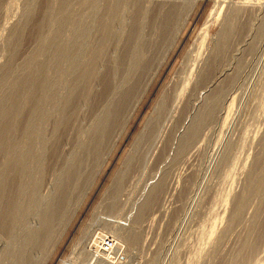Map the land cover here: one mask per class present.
<instances>
[{
    "label": "rangeland",
    "instance_id": "374dc122",
    "mask_svg": "<svg viewBox=\"0 0 264 264\" xmlns=\"http://www.w3.org/2000/svg\"><path fill=\"white\" fill-rule=\"evenodd\" d=\"M30 1L0 0V74L3 65L17 66L34 50L36 33L32 27L19 44L22 51H18L16 58L11 56L9 42L12 25L24 24ZM48 1L37 0L33 4L35 22L42 17ZM124 1L119 6L120 17L116 19L120 39L113 40L115 45L103 37L105 30L101 32L94 22L105 16L104 10L113 7L115 0H99L101 10L97 12L92 5L87 3L88 7L81 0L71 6L72 15L87 14L83 17L85 25L88 23L89 26H86L88 34L74 49L58 53L61 55L57 56V66L43 70L47 76L50 74L57 96L66 98L75 79L68 68L71 55L85 41L77 69H92V72L102 74L100 77L97 73V80L94 76L87 82L89 89H84L89 95L93 93L92 98L90 95L89 102L81 103L77 110L79 114L76 113L78 117L73 115L75 120L68 126L56 128V122L62 116V106L59 109L58 101L51 100L49 119L42 125L40 121L35 123L39 126L33 125L34 135H26L28 141L22 136L25 133L22 130L16 135L25 139L19 141L22 147L35 143L34 146L28 145L36 156L27 163L28 177L23 181L24 193L20 198V209L15 213L13 231L7 233L0 227V264H17L18 249L23 247L31 249L28 250L34 254V250L38 252L40 247L43 248L40 249L42 253L36 254L37 264H91L88 250L99 233L118 239L119 244L121 242L114 264H264V0ZM169 3H175L179 9L174 22L169 23V29L167 27L168 33L166 30L165 33L163 24L159 23L161 20L154 22L156 14L158 18L162 15L168 17ZM136 8L142 9L141 12ZM142 12L140 17L144 16L139 18L143 20L138 18V21L136 17ZM151 12L155 13L153 18ZM81 23L65 27L62 36L67 37L63 38L66 44ZM231 26L232 31L224 39V32ZM129 33L130 43L136 44L133 47L144 53L143 57L138 51L136 59L140 61L143 57L142 62H148L147 68L142 71L139 66L138 71L133 72L132 85L135 88L131 89L134 93L124 100L125 103L121 100L123 107L114 116L97 155H86L82 145L86 146L89 141L97 117H103L100 95L102 97L107 87L102 77L110 72V66H113L112 71L114 66H121L122 56L119 54L125 51L123 46L129 45L126 38ZM135 34L139 38L143 35V39L136 37L137 42L132 40ZM101 37L106 41L105 45ZM98 39L100 43L96 44ZM140 43H143L141 50ZM131 44L127 45L128 51H132ZM217 51H223L219 63L214 58ZM41 52L37 58L46 66L47 57ZM95 54H100L103 66L100 61L99 67L97 59L90 57ZM88 56L96 61H91ZM87 61L91 62L90 65ZM105 61L111 62L106 64ZM36 71L40 72L41 67ZM26 88L29 91L26 90L24 100L28 109L25 108L24 120L34 97V89L28 84ZM220 90L224 95L220 94L223 96L218 98V106L214 105L218 107H215L217 111L201 127L196 139L179 153L196 117L212 103ZM17 118L19 120V117L11 118L13 128L21 124L16 122ZM49 133L58 136L54 139ZM29 137L33 139L30 141ZM50 138L54 141H49ZM75 159L82 161L81 175L69 182L71 186L67 185L72 192H69L68 207L63 210L64 217L53 225V237L49 238L47 246L39 244L34 249L24 242L25 238L34 229L42 231L41 218L47 206L58 197L60 190L57 189L63 183L60 178L64 169ZM157 184L164 185L163 190L144 210L142 217L137 218L141 205ZM53 197L56 198L53 200ZM240 199L246 202L242 200L240 204ZM21 205H25L27 212ZM213 227L216 232L210 239ZM38 235L36 237H41L38 240H44Z\"/></svg>",
    "mask_w": 264,
    "mask_h": 264
},
{
    "label": "bare ground",
    "instance_id": "6f19581e",
    "mask_svg": "<svg viewBox=\"0 0 264 264\" xmlns=\"http://www.w3.org/2000/svg\"><path fill=\"white\" fill-rule=\"evenodd\" d=\"M31 1H30V3H31L30 4V8L28 9V11L26 10L27 12H26V16H25L26 18H25L24 24L12 25L11 32H10V37H9V42H10V45L12 46L11 56L16 58V55L18 54V51H22V50H20L21 48H19V44L23 43V40H24V37H25V33L27 32V30L29 28L32 27V30H34V32L36 33L35 40H34V45H35L34 50L32 52H30V54L27 57H25L22 62H19L18 63L19 65H17V66L11 65V64H7L4 67V65H3L2 71H3V68H4V73L2 75V71H1V74H0V227H1V229L6 230L7 233H8V230L13 231V228L15 226V220H16L15 219V213L18 212L19 209H20V204L22 202L20 198H21V195L24 193V187H25L24 184H23V181L28 177V172H29V171H27V163H28L29 160H31L30 159L31 157H32V159H34V157L36 156V155H34L33 151L30 148V145L33 144V146H34L35 143H31V144L27 143V145L22 147V145L19 142L21 139H20V137H18L16 135H18V132L20 130H22L21 132H25L24 133L25 135L21 134L22 136L26 137V135L27 136L32 135V134L34 135V131H36V130H34L33 125L39 126V124L45 123V121L49 119V116H50V111H49L50 109H48L50 107L49 104H53V103H51V100L52 101L53 100L54 101H58L57 103L59 104V109H61L60 105L62 106V110H61L62 116H61V118L59 117V119L57 120L56 128H58V130H59L63 126H68L69 123L72 122V120L73 121L75 120V118L73 119L72 116L74 115V117H76L77 114H79L77 112V110H78L79 106L81 105V103L89 102L87 100H90L92 98V94L93 93L90 94L91 97L89 99L90 95L88 94V90L86 91V89H84V88H88L86 86H87V82L89 81V79L92 81V77L97 75V73L99 72V71L92 72V69H91V71H90V69L89 70H81V68H80V70H81L80 71L76 67L77 65L79 66V64H78L79 61L78 60L80 58H82V56H83V51H84V47H85V41H84V43L81 46H79V50L78 49L74 50V51H77V52L74 53V54L72 53V55H71V59H70V63H69V67L68 68H69L70 73H74L73 78H75V79H74V81L72 83L73 84L72 87H69V89H70L69 94H68V96L66 98L57 96L58 94H56V93H58V91L56 92L57 89H55V87H53L54 86L53 85V81L49 78L50 74L47 76L43 69L46 67L45 69L47 70L48 67L50 69V67L57 66V60H58L57 56L61 55V54H58V53H60L62 51H66L67 49H71V50L74 49V47L78 46V44H81L82 40L86 38V36L88 34V30H89V29L87 30V28L89 27L88 23H86V25L84 23L85 22L84 21L85 17H83V15H85L86 13L85 14L81 13L82 14L81 15L80 14L81 11H80L79 13L77 12V14H79L81 16H77L76 13H75L76 16L72 15L71 6H73V4L75 2L78 3L79 0H49L48 4L45 7V12L43 13L42 17L39 19V21L35 22V20L32 17V6L37 0H31ZM88 1L89 0H81V3L82 4H86V5H87V3H89L90 6L92 5V7L95 8L96 12H97V10L98 11L101 10V8H100L101 6H100V3H99V0H95V2L93 0H91V2L90 1L88 2ZM121 2H122V0H115V3L114 4L112 3L113 7L108 8V9L106 8L107 10L106 9L104 10L105 11V14H104L105 16H103L100 19L98 17L94 21L96 26H97V28L100 29V31L103 30V29L105 30V32L101 31V32H104V34L102 33L103 37L105 39L109 38L110 40H112V42H114L113 40L120 39V36H119L120 34H119V32H117L119 30H117V28H116V19L119 16L118 15L119 12H121V11L118 12V10H121V9H119L120 8L119 6H121ZM1 3H2V1H1ZM129 3L131 4V2H129ZM118 4H120V5H118ZM136 4L134 3V5H136ZM164 4H165V1H164ZM157 5H158V3H157ZM161 5L163 6V4H161ZM0 6H1V4H0ZM123 6L125 7L126 5L123 4ZM168 6L170 7V9H169V11L167 10L168 12L166 11L167 14H168L167 18H166V16L162 15V16L165 17V19H163L160 14H159L161 16V17L159 16L160 18L156 17L157 14L155 16L156 19L154 18L155 19L154 24L156 22H159V20H161V22H159V23L163 24L162 30L164 29V32H165V30H166V32L169 31V30H167V27L171 26V25H169L170 22H171L170 24H172L174 22V17L177 16L176 13H177V11L179 9L176 6L175 3H171V4L169 3ZM137 7H139V6H137ZM158 7H159V5H158ZM166 7H162V9L163 8L165 9ZM133 8H135V7H133ZM136 9L140 10V8L139 9L136 8ZM158 9H157V12H158ZM141 10L139 12H141ZM143 10L146 11L145 9H143ZM159 12L162 13L163 10H162V12L161 11H159ZM137 13L134 14V16L135 15L137 16ZM147 13H148V9H147ZM140 14H143V12L139 13L138 17H136V16L135 17L138 19L140 17ZM151 14H152L151 17L153 18V15H155V13L151 12ZM120 15H121V13H120ZM142 17H140V18H142ZM139 19H138V21H139ZM86 20H87V17H86ZM133 20L136 21L135 18ZM140 20H143V19H140ZM78 22H82V23H81L80 26L77 25L76 29L74 27L75 30L73 29L74 32H73L72 38L68 37L69 39H71V41L69 42V39H67L68 42L66 44L65 43L66 40L64 41V39H66L67 37H63L62 36L63 30L65 29V27L67 25L69 26L71 24L72 26H74ZM141 22H143V21H141ZM120 24H123V22L120 21ZM143 25H144V22H143ZM86 26H87V28H86ZM114 26H115L116 29H114ZM232 26L229 27V29L226 32H224L225 33V34H223V38L224 39H226L229 36V31L231 30L230 28H232ZM161 27H162V25H161ZM168 29H169V27H168ZM66 32L67 31H65V33ZM121 32L123 33V31H121ZM133 32H137V31L134 30ZM130 33L127 36H129ZM69 35H71V34L69 33ZM131 35H132V33H131ZM99 36H102L101 33L99 34ZM132 36H134V35H132ZM137 36H139V35H136L135 37H133L135 39H132V38L131 39L135 40L137 42V39H136ZM126 38H128L127 41H129L130 36L126 37ZM137 38H139V37H137ZM141 38L143 39V35H141V37L139 39H141ZM145 38H147V37H145ZM102 40H104V39L102 38ZM110 40L108 41V43L110 42ZM146 41H147V39H146ZM112 42L110 44H112ZM130 42H131V40L129 41V45L131 44ZM136 42H134V43H136ZM97 43L99 44L100 40H99V42H96V44ZM103 43L105 45L106 41L103 42ZM132 43H133V41H132ZM138 43H139V40H138ZM94 44H95V42H94ZM119 44H120V42H119ZM119 44H118V47H120ZM144 44L146 46L147 43H144ZM114 45H115V42H114ZM127 45L128 44L123 46L125 51H122V52L120 51V53H122V54H119L120 56H122V60L119 59V60H121V63H120L121 66L120 67H117L119 65L114 66L115 69H113V71H112V67L113 66L111 67L108 64V66H110L111 70H110V72H107V74L104 77H102L103 79L101 78L104 86L107 87V88H105V92L102 93V97L99 94L100 95V99H101L99 104L104 107V108H102L103 117L102 116L100 117V115L97 114L99 116L96 119V124L94 125V127H92V130L90 131L89 141L87 142L86 146H85V144L84 145L81 144L83 146V149L86 150V152H85L86 155H89V154L91 155V153L94 154V155H97V152L99 151L101 145L103 144L104 137L108 133L107 132L108 128L111 125V123L113 122V118H115L114 116L118 115L120 113L122 107H123L121 105L122 104L121 100H123V102L125 103L124 100L128 96H131L134 93V89H131V88H135V86L132 85V82L134 80L133 79V75H134L133 72L134 71H138L137 67L139 68V66H140V69H142V71H145L146 68H147L146 65L148 64V62L146 60H145L146 62L143 61L145 63L142 62V60L144 59L143 58L144 57L143 56L144 53L142 51H139V50L134 48L135 47L134 45H136V44H134V45L131 44L132 47L133 46L134 47L132 48V51H128L127 50V48H128ZM142 45H143V43H140V45H139L140 46V48H139L140 50H141V46ZM101 46H100V48H101ZM223 46L224 45H222V47ZM94 48H92V50ZM96 48H98V47H96ZM100 48H98L97 50L100 51ZM89 49H88V51H89ZM40 51H43V52H41L42 53L41 55H44L45 57H47L46 66H44L41 61L39 62V58H37L40 55ZM95 51H92V52H95ZM138 51L140 53L142 52L141 55L143 56L142 59H139L140 61H138L136 59L137 56H138ZM222 52L223 51H217V55H215V57H214L215 58V62L219 63L220 57L222 55ZM108 53H106V54H108ZM99 55L100 54H95V56H93V55L90 56V57H94L95 59H97L96 63H98L97 64L98 66L102 62L101 61L102 58ZM120 56H118V58ZM45 57H44V60H46ZM89 58H87V59H89ZM83 59H86V58H83ZM93 59H91V61ZM87 62L89 63L90 61H87ZM87 62H86L85 65L88 64ZM105 62L107 64L108 62L110 63L111 61H105ZM90 63H89V65H90ZM96 63H93V64L96 65ZM114 63H117V60H115ZM127 63H128V65H127ZM60 64L61 63H59V67H60ZM101 64L103 66V62ZM83 65H84V63H83ZM104 65H105V63H104ZM214 65H216V64L214 63ZM40 67H41V71L37 72L36 70L38 68H40ZM86 67H83V68H86ZM93 67H94V65H93ZM87 68H89V67H87ZM93 70H94V68H93ZM107 70H108V67H107ZM57 72H59V71H57ZM30 75L32 77H33V75H36L38 77L30 79L31 78V77H29ZM98 75H99V73H98ZM206 76H207V74H206ZM94 78H96V76ZM98 78L99 77H97L94 80H97ZM59 80H62V79H59ZM94 82L97 83V81H94ZM61 83H63V82H61ZM27 84L30 85V87L32 89H34V91H33L34 92V97L31 99V102H32L33 106L32 105H31V107L29 106V110L27 112L28 114L26 113L27 114V118H26V120H24V119H22V117L25 116L24 111H25V108L27 107V106L25 107V105H26L25 102L26 101L24 100L25 99V92H26V90H28V88L25 89ZM225 89H223L224 93L226 92ZM90 90H89V92H90ZM221 92H222V90H220L219 94L215 95V97L213 98V101L211 100L212 103L209 104L207 106V108L204 107L205 109L203 108V110L200 111L201 113L196 117L195 122L193 121L194 122L193 123V127H192L190 133L185 137L184 141L181 143L179 153H182L186 149V147H188L193 142V139H196V137H197L196 135L198 134V132L201 129V127L213 117V115H214L213 112L216 110L215 107L218 106V104H216V102H217L219 97L224 95V93H221ZM215 93H217V92H215ZM220 94H223V95L220 96ZM37 96H38V98H37ZM118 98H121V99H118ZM29 102H30V100H29ZM124 103H123V105H124ZM215 104L217 106H214ZM26 109H28V108H26ZM22 114H24V115L22 116ZM75 114H76V116H75ZM58 115H59V113H58ZM15 117H19V120L17 118L16 122L18 124L19 123H21V124H19V125L15 124L16 128L15 127L13 128L12 124L14 122L11 123V120H12L11 118H15ZM20 118L22 119V121L20 120ZM56 118H55V120H56ZM23 120H24L25 123L23 122ZM53 121H54V119H53ZM36 122H39V124L38 123H37L38 125L35 124ZM15 125H13V126H15ZM54 126L55 125H53V127ZM37 129H38V127H37ZM53 130L54 129H52V131ZM56 130L57 129H55L54 131H56ZM35 133H38V132H35ZM19 134H20V132H19ZM54 134H50L49 133V135H54ZM55 136H58V135H54V139H55ZM51 137H53V136H51ZM26 139H27V137H26ZM29 139H30V137H29ZM31 139H33V138H31ZM31 139H30V141H31ZM50 139H52V140H49V141H51V142L54 141L53 138H50ZM22 140H25V139L22 138ZM27 141H28V139H27ZM28 144H30V145H28ZM33 148H35V147H33ZM91 156H93V155H91ZM2 158L5 159L6 161H4ZM71 162H72V164L69 167H66V169H64L63 175L60 178L61 182H63V183L61 184L59 189H57L58 191L60 190L59 192H57V193H59L58 197L57 196H56L57 198L53 197V200L55 198H56V200L52 201L50 206H47L48 208L45 210V212L43 210V212L45 214L43 215V218H41L42 220L40 219L41 222H42L41 224L43 225L42 231H41L40 228L39 229H40L41 232L36 231L34 229V232H30L28 235L25 233V235H27L26 238H25V241H24V239H22L24 242H26V244H29V246L30 247L32 246L34 249L39 244L41 246H45L46 245V243L49 241V238L51 237V234L53 232V230H52L54 228L53 225L55 224V222L58 219L61 220V218L64 217L65 212H63V210L66 211V209L68 207L67 205H68L69 196H70L69 192H72V191L68 190L67 185L71 186L69 184V182L70 181L73 182V180H75L76 177L81 175V174H79V172H80L82 161L79 160V159H75V160H71ZM258 162L259 161H257V163ZM262 164H263L262 166H264V163H262ZM260 173H258V174H260ZM263 173H264V171H263ZM64 180L66 181L65 183H64ZM249 180L251 181V179H249ZM252 182H250V184ZM252 184H251V186H252ZM258 185H260V184H258ZM162 186L164 187V185H158L157 184V187H155V189H154V187L152 188L154 190H152L151 193L149 194V196L147 197L148 200L146 199L147 201L145 200L146 202L144 201L145 203L141 205V208L139 210L137 218H141L142 215H143L144 210L146 208H148L153 202H155V200L158 197V194L161 192V190H163ZM73 187H75V186L73 185ZM73 187H72V189H73ZM260 187H262V186L260 185ZM252 189H254V188H252ZM255 189L257 190V188H255ZM254 190H253V192L256 193V191H254ZM245 191H246V189H245ZM249 191H252V190L249 189ZM258 192L261 193L260 189L258 190ZM256 195H258V194H256ZM43 199H44V197H43ZM242 200H243V203L246 202L244 199H240V204H241ZM25 203H26V205H28L27 203H29V201L25 202ZM21 206L23 207V210L27 209V208L24 209L25 205L24 206L21 205ZM245 207H244V209H246ZM237 209H238V207H237ZM239 209H240V206H239ZM239 212H241V210ZM23 213H24V211H23ZM232 218H234V217H232ZM232 218H231V220H232ZM38 226H40V225H38ZM215 232H216V228L213 227L210 230V239L214 236ZM38 234L39 235L43 234V236H45V237H43L42 235L41 236H42V239H44V240H38V239L41 238V237L40 238L36 237ZM13 235L15 237V234H13ZM23 237H25V236H23ZM51 238H50V240H51ZM105 239H111V241L113 242L112 243V248H111L112 249L111 250L112 251L111 255L108 254L107 251L104 252L105 247H104L103 241ZM116 240L114 238H112V237H106L103 233H99L97 235V237H95V240L93 241L92 245H90V248H89L90 250H88V251H90L89 255H90V262H92L91 264H114L115 263L114 262L115 258L118 257L116 255H117V253H119L118 251H120L121 247H122L121 246V242L119 244V242H118L119 240L118 239H116ZM12 241H13V239H12ZM131 241L132 240H130V242ZM6 243H8V242H6ZM133 243H135V242H133ZM26 244H25V246H26ZM7 245H9V244H7ZM2 248H3V250L5 249L4 246ZM28 249H27V247L26 248L23 247L22 249H18L19 253L17 254V261H18V262H16L17 264H35V263L37 264L36 254L42 253L40 251V249L43 250V248L40 247V249H39L40 252L38 251L39 253L37 252V250H34V251H36V254H34L35 252L34 253L30 252L29 250H31V249H29V250ZM105 253H107V254H105ZM34 255H35V257H34ZM66 264H69V263H66Z\"/></svg>",
    "mask_w": 264,
    "mask_h": 264
},
{
    "label": "built area",
    "instance_id": "2783aa9c",
    "mask_svg": "<svg viewBox=\"0 0 264 264\" xmlns=\"http://www.w3.org/2000/svg\"><path fill=\"white\" fill-rule=\"evenodd\" d=\"M103 243H104V247H105V250H104V252H106L107 251V253L108 254H110L111 255V253H112V241H111V239H105L104 241H103ZM107 253H105V254H107Z\"/></svg>",
    "mask_w": 264,
    "mask_h": 264
}]
</instances>
